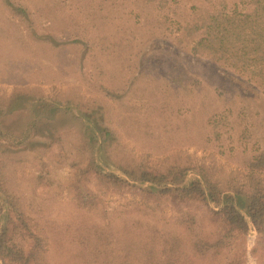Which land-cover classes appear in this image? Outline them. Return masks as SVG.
<instances>
[{
    "label": "rangeland",
    "instance_id": "1",
    "mask_svg": "<svg viewBox=\"0 0 264 264\" xmlns=\"http://www.w3.org/2000/svg\"><path fill=\"white\" fill-rule=\"evenodd\" d=\"M13 1L24 4L26 11L23 16L11 14L0 0L3 98L16 89H31L61 103L93 107L102 123L114 130L110 151L115 159L157 170L173 163L201 166L223 188L245 185L244 155L264 144V97L257 90L243 96L235 89L241 84L237 78L192 55L186 41L172 39L179 33L178 19L184 22L189 16L185 7L195 0H176L180 14L168 15L161 31L157 25L142 24L145 0H105L119 12L117 25L122 30L115 28L116 34L129 43L110 62L101 56L110 71L103 76H98L93 56L70 43L83 30L92 33L99 0ZM163 31L173 34L165 36ZM163 39L177 47L167 50ZM140 59L144 66L137 75ZM98 79L108 87L100 89ZM213 113L228 119L229 132L222 127L219 138L207 121ZM59 131L56 142H4L0 153L2 182L44 241L36 264H105L126 253L139 262L135 259L153 243L173 234L185 242L190 232L175 219L181 210L192 214L204 231L219 227L208 219L207 206L201 202L149 206L135 194L99 181L87 170L76 124ZM261 176L264 179V172ZM99 233L114 244L97 243ZM139 239L151 243L142 248ZM124 240L129 246L123 251ZM260 248L250 227L244 236H234L221 251L194 264H264Z\"/></svg>",
    "mask_w": 264,
    "mask_h": 264
},
{
    "label": "trees",
    "instance_id": "2",
    "mask_svg": "<svg viewBox=\"0 0 264 264\" xmlns=\"http://www.w3.org/2000/svg\"><path fill=\"white\" fill-rule=\"evenodd\" d=\"M2 2L11 14H25L24 4L13 0ZM104 2L99 0L95 3L92 33L83 30L70 39L71 44L80 46L81 51L85 50L93 56L99 69L98 76L110 73L106 63L100 60L101 56L107 61L121 56L120 50L126 49L125 44L129 43V40L116 34L115 28L122 30L117 25L120 22L119 12H114L112 3L107 5ZM228 2L195 0L185 7L189 12L188 18L184 22L178 19L179 33L163 31L162 34H173L172 39L179 43L186 41L192 55L215 64L220 73L237 78L241 84L235 89L243 96L246 91L257 90L264 97V0ZM140 9L142 24L153 28L157 25L160 29L168 15L179 16L181 6L176 0H145ZM163 42L167 50L177 47L167 40L163 39ZM141 66H144L142 59L137 75ZM98 80L100 89L108 87L105 81ZM207 121L215 138L221 136L222 127L226 133L229 132L227 118L213 113ZM69 124H76L78 137L87 155V170L93 172L99 181L125 189L149 206H158L162 202H201L207 206L208 219L219 226L214 232L204 231L192 214L178 209L177 225L190 232L185 242L178 234H173L157 245L153 243L143 256L135 259L139 262L134 263V259L126 253L124 256L115 255L105 264H194L196 259L203 260L208 254L221 251L234 236H244L250 227L256 231L260 250L264 254V179L261 176L264 172V144L256 145L244 155L245 185L229 184L223 188L201 166L173 163L157 170L140 163L115 159L110 151L114 130L102 123L93 107L61 103L31 89H16L7 98L0 95V153L4 142L11 145L45 139L56 142L60 138L59 128ZM30 221L14 193L2 182L0 174V264H36L39 261L44 241L35 233ZM99 236L97 243L111 240L107 235L99 233ZM25 238L33 241L25 245L22 242ZM139 240L142 248L151 243ZM111 242L114 244V240ZM127 242L123 241V251L129 246ZM241 257L242 254H238L237 258Z\"/></svg>",
    "mask_w": 264,
    "mask_h": 264
}]
</instances>
